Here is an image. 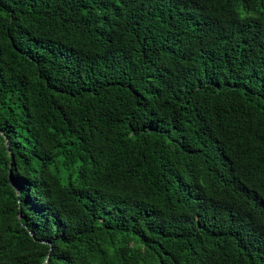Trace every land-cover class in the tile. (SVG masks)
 Returning <instances> with one entry per match:
<instances>
[{
	"label": "trees",
	"instance_id": "obj_1",
	"mask_svg": "<svg viewBox=\"0 0 264 264\" xmlns=\"http://www.w3.org/2000/svg\"><path fill=\"white\" fill-rule=\"evenodd\" d=\"M0 264H264V0H0Z\"/></svg>",
	"mask_w": 264,
	"mask_h": 264
},
{
	"label": "water",
	"instance_id": "obj_2",
	"mask_svg": "<svg viewBox=\"0 0 264 264\" xmlns=\"http://www.w3.org/2000/svg\"><path fill=\"white\" fill-rule=\"evenodd\" d=\"M9 176L11 177V174H9ZM10 181H11L12 185L16 188V184H15V182L13 181V179H11ZM31 234L33 235L32 232H31Z\"/></svg>",
	"mask_w": 264,
	"mask_h": 264
}]
</instances>
